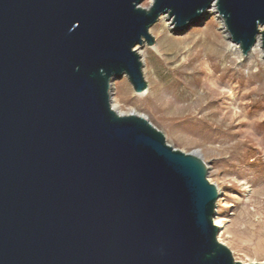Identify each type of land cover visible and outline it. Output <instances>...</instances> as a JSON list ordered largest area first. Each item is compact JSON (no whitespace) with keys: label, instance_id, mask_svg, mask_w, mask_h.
<instances>
[{"label":"water","instance_id":"1","mask_svg":"<svg viewBox=\"0 0 264 264\" xmlns=\"http://www.w3.org/2000/svg\"><path fill=\"white\" fill-rule=\"evenodd\" d=\"M0 0V264H241L218 242L219 193L197 153L118 114L147 89L136 47L212 6L264 61V0Z\"/></svg>","mask_w":264,"mask_h":264},{"label":"rangeland","instance_id":"2","mask_svg":"<svg viewBox=\"0 0 264 264\" xmlns=\"http://www.w3.org/2000/svg\"><path fill=\"white\" fill-rule=\"evenodd\" d=\"M224 29L213 16L180 34L157 22L154 45L137 50L148 93L135 95L121 78L112 106L145 118L172 148L200 156L219 193L218 242L236 262L264 264V62L261 49L247 59L229 50Z\"/></svg>","mask_w":264,"mask_h":264},{"label":"bare ground","instance_id":"3","mask_svg":"<svg viewBox=\"0 0 264 264\" xmlns=\"http://www.w3.org/2000/svg\"><path fill=\"white\" fill-rule=\"evenodd\" d=\"M215 17L216 18V20L222 25V23L223 22H221L222 20L221 19H219V17L217 16V14H216V12H215V10H214V7L212 6L210 9H208L206 12H204V14H202V17H201V19L197 22V23H195L194 25H192V26H196L198 23L200 24H203V23H205L207 20H209L210 19V17ZM221 20V21H220ZM157 22H162L163 24H164V26H166V27H172V22H171V19L169 18L168 19V16H166V15H162V16H160L159 18H158V20H157ZM156 22V23H157ZM155 23V24H156ZM154 24V25H155ZM153 25V26H154ZM191 26V27H192ZM224 26V25H223ZM190 28V27H189ZM151 29V28H150ZM150 29H149V33H150ZM224 34H226L227 35V39L229 40V38H228V34L226 33V31H225V29H224V32H223ZM230 41V40H229ZM231 42V41H230ZM232 43V42H231ZM144 45H146L145 43H143L141 46H138V47H136V50H138L139 48H142ZM153 46V45H152ZM229 50H231V51H233L235 54H237V55H239V57L241 58L242 56V54L240 55V53H241V51H240V48L237 46V45H235V44H232V45H229V48H228ZM257 50H260V44H259V42H257L256 43V45L251 49V51L245 56V59H247V58H249V57H251L252 56V54L255 52V51H257ZM138 52V51H137ZM138 54H139V52H138ZM244 57V56H243ZM141 58V57H140ZM264 62V61H263ZM143 76H144V72H143ZM145 79V78H144ZM116 81V80H115ZM114 81V82H115ZM114 83H113V85H112V92H113V89H114ZM148 93V88L144 91V92H142L141 94H138V96H145L146 94ZM112 98V97H111ZM114 108V107H113ZM118 114H122V115H137V114H135V113H131V114H123V113H120V112H118V111H116ZM213 221H214V225L218 228V230L220 231V229H221V223L219 222V220H216L215 218L213 219ZM219 240V239H218Z\"/></svg>","mask_w":264,"mask_h":264}]
</instances>
